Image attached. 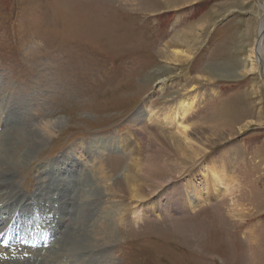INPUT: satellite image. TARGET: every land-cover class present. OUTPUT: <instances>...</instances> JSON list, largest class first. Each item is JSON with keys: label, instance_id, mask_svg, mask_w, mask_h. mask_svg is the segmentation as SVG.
<instances>
[{"label": "rangeland", "instance_id": "obj_1", "mask_svg": "<svg viewBox=\"0 0 264 264\" xmlns=\"http://www.w3.org/2000/svg\"><path fill=\"white\" fill-rule=\"evenodd\" d=\"M263 5L0 0V99L6 97L7 109L11 100L22 103L10 120L16 124L11 141L18 149L36 146L33 158L12 173L8 189L14 196L34 188L37 198L57 167L75 159L62 167L70 178L59 181L68 189L61 206L73 216L57 237L63 250L101 253L85 262L76 253L70 264H264V72L256 54L264 63ZM193 96L198 101L185 119L148 120ZM183 131L195 139L184 144L181 156L164 139ZM95 140L97 148L90 144ZM126 144L135 153L125 151ZM57 156V166H44ZM150 166L159 173L145 182ZM208 167L223 171L229 188L194 200L192 191ZM125 175L127 190L151 195L138 200L107 191ZM89 184L97 201L87 203L86 225L97 228L103 220L109 231L93 235V243L86 225L80 230L85 221L76 203ZM122 201L126 223L118 224L112 210L101 218L102 207Z\"/></svg>", "mask_w": 264, "mask_h": 264}, {"label": "bare ground", "instance_id": "obj_2", "mask_svg": "<svg viewBox=\"0 0 264 264\" xmlns=\"http://www.w3.org/2000/svg\"><path fill=\"white\" fill-rule=\"evenodd\" d=\"M260 41L261 40L259 39L256 50L258 48H261V42ZM252 52H253V49H252ZM256 54L258 55V59H259V62H260L261 68H262V72H264V63H263V60L261 58V55L258 52H256ZM180 55L184 56V54L182 52H178L177 56L179 57ZM254 63L252 62L250 65L251 70H255V64ZM2 91H5V90H2ZM191 100H192L191 102L190 101L180 102L179 104H177L176 107L168 108L166 112H164L163 114H160V115H158V113L152 112L149 114L148 120L156 123V122H158V120L165 118V120H168L170 124L177 123L179 119L180 120L185 119L189 115V113H191V111L194 108V104L196 103V101H198V96H193L191 98ZM5 103H6V97L0 99V111H1L0 120L3 121L2 122L3 130L1 129L2 132L0 133V231L1 230L3 231L4 229H7V230H13L14 229L16 233L18 231L23 232L24 239H20L18 241L19 243L20 242L21 243H20L19 247L15 248V249H11L8 246L0 249V252H1L0 264H70L69 257L70 256L73 257V255L78 253V250H73V249L63 250L62 238L57 237L58 235H61L64 233V232L62 233L63 226H64L63 224L68 223L70 221V218L73 216V213L70 214L71 210L68 209L67 211H64L62 206H61V204L64 202L61 199V197L63 195L64 196L68 195V189L66 188V185H65V187L61 188V183H59V181L62 179V177H64V176L66 177V174H69V175H67V177L70 178L69 177L70 173H68V172L66 173L65 171L63 173L62 167L66 166L64 164H67V166H70V163L76 164L75 159H73L71 157L69 158V156L67 155L68 157H66V158L67 159L69 158V159L66 160L65 162H63L62 166L60 164V168L57 167V169H59V171H57L58 174H56L57 176L54 175L55 173L52 174L54 177H51V178L48 177V179H46L47 183L46 184L43 183L44 185L38 188V191H37V194H38L37 198L38 199L36 198L35 195H33L34 194V188H26L28 194L30 193L31 195H33L32 197H30V195H28V194L23 195L20 192H18L17 194L13 193L14 196H11L9 189H8V185H9V182L11 180L10 178L12 176L15 177V174H12V173H15L20 166H23L24 164H26V162L30 161L33 158V155L35 154L36 146L31 147V148L26 146L22 149H18L17 144H16L17 142L11 141L13 139V137H11L10 129L14 128V126L16 124L11 122L10 120L13 117H15L14 116V114L16 112V111H14L15 108L18 109L19 111H21L22 103L20 102L18 104V103H15V100H11L10 106L8 109L5 108ZM15 105H18V106H15ZM11 106H12V108H10ZM29 107L30 106L28 105V103L26 101L25 102V109H28ZM22 118L27 120L26 116L22 117ZM20 119L21 118H19V120ZM177 127L178 128L183 127V125L178 124ZM151 130L155 136L158 135V133L156 132V129L154 127H151ZM192 134L189 132L183 131V132H181V135L179 134L180 137L179 136L175 137L174 135H171V137L168 139L166 136L164 141H167L170 145L172 144L174 147L177 148V151L179 152V154L181 156H184V153L187 151V147L185 148L184 144H187V143H189L195 139L192 137ZM102 140H104V139L102 138ZM10 141H11V143H10ZM99 141L100 140H97L94 144H92V142L90 144L94 145V148L95 147L97 148L98 147L97 144L100 143ZM6 142L9 145L4 147V144ZM21 142H22L21 140H20V142L18 141L19 144H21ZM104 145H103V147H104ZM123 148L125 149V151H130V152L134 151L133 153H135V150L131 149L130 144L124 145ZM87 150L89 152L92 151L91 147L88 148ZM59 159H60L59 156L54 157L52 160H49L46 164H44V166H47L48 164L50 166H54V164H56V166H57V163L59 164V162H56V161ZM60 163H61V161H60ZM154 168L155 167L150 166L148 172L145 171L143 173V175L145 174L144 177L146 176V179H144L145 182H148L150 180L152 181V180L157 178L159 171L154 170ZM64 169L66 170V168H64ZM129 171L130 170H128L126 175H128ZM47 173H49V172H47ZM62 174H63V176H62ZM126 175L123 177L122 180L119 179V180L115 181L114 185L112 187L108 188L107 191L113 194L117 190L120 193L125 194V195L130 194L132 198H136L138 200L139 199H142V200L147 199L151 195L150 194V195L144 197V196H142V193L135 192L134 187H133V190L132 189L127 190L126 185H128L129 179L125 178ZM202 176L204 178L202 185L199 186L198 189L192 191L193 193L194 192L196 193V194L194 193V195H193L194 200L197 197L198 198L203 197L205 199L206 196H210L212 193L218 194V192H220L221 189L225 188V190H227L229 188V185L225 181H230V179L228 180L227 177L224 175L223 171H221L217 167H215V168L208 167L207 171L205 172V175H202ZM144 177H142V178H144ZM64 181H66L68 183V185H70L71 181H68V180H64ZM89 185H85V187H88L89 189L88 190L85 189L83 194L80 196V198L78 197L79 200L77 199V201H76L77 206L79 207L78 212H77V214L80 216L79 220L85 221L84 224L81 221V227H80L81 229L80 230H84L83 227H84V225L87 224V220L85 218L86 213L89 211V209L87 208V203H90L89 205H92L91 201L92 202L97 201V196H95L96 193L92 189V184L90 186ZM53 186H55L54 189L52 188ZM74 186H75V184H74ZM81 186H82V184H80V187ZM11 187H13V186H11ZM97 187H98L97 185L94 186V189H96ZM79 191H81V189H79ZM105 191H106V189L104 188L103 195L105 194ZM126 192H128V194ZM155 192L156 191H154L153 193H155ZM89 193H92V194L94 193V194L92 196L91 195L89 196V195H87ZM173 194H174V192L172 191L169 194V196H171ZM163 195H165V194H163ZM162 197L163 196L161 195L159 198L162 199ZM188 197H190V195ZM7 198H9V201L7 203H5L6 202L5 200ZM70 202L71 201H69V203ZM102 204L108 205V204H110V202L109 201L104 202L101 200L100 205H102ZM139 204H141V203H139ZM26 205L30 206V208H31L30 211H25L26 207H27ZM5 206H6V208H5ZM77 206H76V208H77ZM76 208L72 209V212L73 211L75 212ZM64 209L66 210V207H64ZM107 210H112L114 218L116 219L118 224L126 223V221H125L126 217H129V214L126 213L127 209H126V205H125L124 201H122V205H112V208L102 207L101 213H100L102 219H103L102 215L104 213H106ZM114 210H116V211H114ZM36 214H39V215H36ZM7 215H8V217H7ZM21 220H23V221L26 220L24 223L27 224V227L21 226V229H19L20 228L19 223L21 222ZM31 220L33 221L34 226L40 225L47 230L50 229L49 225H52L51 229L49 230L50 232L45 234L46 235L45 240L44 241L41 240L40 243L37 245L36 249H30V248H32V245L31 246L29 245L30 233H29L28 226L31 225ZM94 225L95 224H93V223L88 224V225H86V229H85L86 231H89V235H91L92 237H93V235H95V237H96L98 234L103 233L104 231H105V234H109L108 229H104L103 220H101V224L97 228H95ZM98 232H100V233H98ZM75 233H78V232L75 231V232L71 233L70 236L68 237V240L74 239L76 237L74 235ZM48 234L51 235L50 239L48 237ZM54 236H56L55 243L52 242V241H54V240H52ZM95 237H93L91 243L95 242ZM113 238L114 237H107L106 239H113ZM88 241H91V240H88ZM50 245H51V247H50ZM41 246H43L42 249L40 248ZM46 246L50 247V249L46 248ZM38 247L40 249H38ZM22 252L29 253L30 255L26 258L25 256H23ZM3 253H5V254H3ZM99 253H101V251H98V252L83 251V254L78 253L76 255V258L79 259L80 261L85 262V260H86L85 257H89L90 255H92V257H95ZM66 255H69V256H66ZM98 257H102V256H98ZM66 258H67V260H66ZM86 264H89L88 260H87Z\"/></svg>", "mask_w": 264, "mask_h": 264}, {"label": "water", "instance_id": "obj_3", "mask_svg": "<svg viewBox=\"0 0 264 264\" xmlns=\"http://www.w3.org/2000/svg\"><path fill=\"white\" fill-rule=\"evenodd\" d=\"M263 7H264V5H263Z\"/></svg>", "mask_w": 264, "mask_h": 264}]
</instances>
